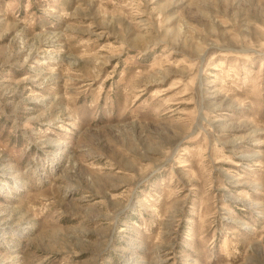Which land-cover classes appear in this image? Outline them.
I'll return each mask as SVG.
<instances>
[{
  "label": "rangeland",
  "instance_id": "obj_1",
  "mask_svg": "<svg viewBox=\"0 0 264 264\" xmlns=\"http://www.w3.org/2000/svg\"><path fill=\"white\" fill-rule=\"evenodd\" d=\"M0 264H264V0H0Z\"/></svg>",
  "mask_w": 264,
  "mask_h": 264
}]
</instances>
